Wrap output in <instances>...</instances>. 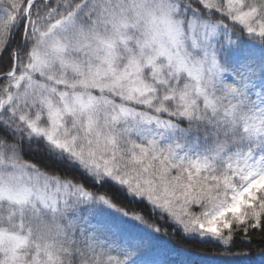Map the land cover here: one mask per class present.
I'll return each instance as SVG.
<instances>
[{
	"label": "snow or ice",
	"instance_id": "1",
	"mask_svg": "<svg viewBox=\"0 0 264 264\" xmlns=\"http://www.w3.org/2000/svg\"><path fill=\"white\" fill-rule=\"evenodd\" d=\"M157 221L264 264V0H0V264H174Z\"/></svg>",
	"mask_w": 264,
	"mask_h": 264
},
{
	"label": "trees",
	"instance_id": "2",
	"mask_svg": "<svg viewBox=\"0 0 264 264\" xmlns=\"http://www.w3.org/2000/svg\"><path fill=\"white\" fill-rule=\"evenodd\" d=\"M238 32V29H236ZM68 171L70 175H79L73 173L71 170ZM116 195L130 208H138L143 210L146 215H150L148 205L145 203H135L128 201L127 198L120 196L119 193ZM161 226H165L174 235L170 239L172 251L168 255V259L173 261L174 264H233L234 257L224 251L222 246H218L216 243H201L197 240H185L184 236L171 224L165 221H157ZM251 242L246 240L241 233L237 232L235 239V250L237 252L244 250L248 252H254L256 249L261 247V241H264V234L260 231L255 233L250 232Z\"/></svg>",
	"mask_w": 264,
	"mask_h": 264
}]
</instances>
